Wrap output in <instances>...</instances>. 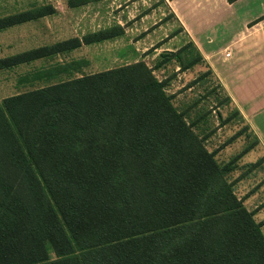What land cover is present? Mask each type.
Wrapping results in <instances>:
<instances>
[{"label":"trees","instance_id":"obj_1","mask_svg":"<svg viewBox=\"0 0 264 264\" xmlns=\"http://www.w3.org/2000/svg\"><path fill=\"white\" fill-rule=\"evenodd\" d=\"M53 14L36 6L0 18V31ZM122 34L25 51L0 59V71ZM73 63L56 75L80 77L0 101V264H264V221L152 69L85 75Z\"/></svg>","mask_w":264,"mask_h":264},{"label":"rangeland","instance_id":"obj_2","mask_svg":"<svg viewBox=\"0 0 264 264\" xmlns=\"http://www.w3.org/2000/svg\"><path fill=\"white\" fill-rule=\"evenodd\" d=\"M68 1L0 0V18L34 6L51 5L55 9V14L36 23L1 33L0 57L7 56L10 50L22 52L106 29L120 27L123 34L98 44L84 45L66 55L1 72L0 101L81 76L71 71L56 75L60 65L68 64L73 68V62L81 63L85 65L82 73L87 75L143 62L165 83V91L172 97L174 107L206 149L214 153L221 166L232 169L227 180L232 183L235 194L248 211L255 214L256 222H263L264 157L259 158L262 147L215 75L217 63L223 61L220 52L223 47L203 48L209 59L204 58L187 69L199 53L203 54L185 29H200L203 15L207 19L208 8L213 6L215 12L214 5H221L224 0L221 4L218 0H88L77 7H70ZM261 8L264 9V0H244L237 6L248 14H258ZM212 15L209 22L213 20ZM167 52L176 53V57H164ZM47 76L52 77L44 78ZM262 92L259 89L256 92L261 96L255 108H264L259 105L264 102ZM257 94L253 97L257 98ZM247 95L251 94L245 97ZM252 119L264 121V111L255 113ZM249 160L256 164H249ZM262 232L264 234V225Z\"/></svg>","mask_w":264,"mask_h":264},{"label":"crops","instance_id":"obj_3","mask_svg":"<svg viewBox=\"0 0 264 264\" xmlns=\"http://www.w3.org/2000/svg\"><path fill=\"white\" fill-rule=\"evenodd\" d=\"M242 1L244 0H224L225 3L221 4L222 0H218L221 5H214L215 12L212 11L213 6L208 8V15L206 16L207 21L204 18L205 15H203L201 25H199V31H189L187 28L185 31L192 37L194 43L198 47H201L203 58L209 59L207 56L208 54L204 53L203 48L205 49L210 46L223 47L220 49V52L223 53V61L217 63L214 70L215 75L219 79L224 92L229 96L231 100L230 103L237 108L239 113L246 120L245 124L249 127V132L256 137L259 145L262 147V153L260 152L259 158H263L264 121H255L252 117L255 113L260 114L264 111L263 107L260 109L255 108L256 101H258L261 96L256 93L257 90L264 91V9L261 8V12L258 14L241 12L237 9V6H239ZM20 12L24 11L15 12L14 14ZM14 14H8L6 16ZM210 14H213V20L209 22ZM43 18L8 28L0 31V34L18 28V26L36 23ZM40 47L43 46H36L32 49L23 50L22 52ZM22 52L14 53L10 50L7 56H2L0 59ZM228 54L229 57H227ZM10 70L12 69L1 70L0 73ZM247 93L251 95L245 97ZM254 94L258 95L256 96L257 98L253 97ZM239 95H241V97H239ZM259 105H264V102L261 104L259 103ZM225 134H227V132ZM243 160L246 161L248 159L244 158ZM248 163L256 164L255 161L251 160H249Z\"/></svg>","mask_w":264,"mask_h":264},{"label":"built area","instance_id":"obj_4","mask_svg":"<svg viewBox=\"0 0 264 264\" xmlns=\"http://www.w3.org/2000/svg\"><path fill=\"white\" fill-rule=\"evenodd\" d=\"M227 57H229V54L227 55Z\"/></svg>","mask_w":264,"mask_h":264}]
</instances>
